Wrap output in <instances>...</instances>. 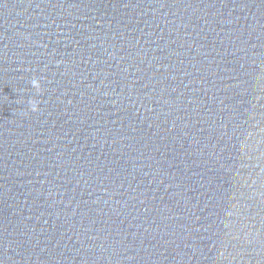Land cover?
<instances>
[{
  "label": "water",
  "instance_id": "95a60500",
  "mask_svg": "<svg viewBox=\"0 0 264 264\" xmlns=\"http://www.w3.org/2000/svg\"><path fill=\"white\" fill-rule=\"evenodd\" d=\"M0 264H264V0H0Z\"/></svg>",
  "mask_w": 264,
  "mask_h": 264
}]
</instances>
